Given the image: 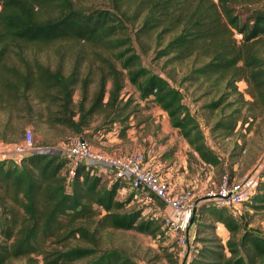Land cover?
I'll use <instances>...</instances> for the list:
<instances>
[{
  "label": "trees",
  "instance_id": "obj_1",
  "mask_svg": "<svg viewBox=\"0 0 264 264\" xmlns=\"http://www.w3.org/2000/svg\"><path fill=\"white\" fill-rule=\"evenodd\" d=\"M133 31L142 53L162 61L166 77L143 66ZM57 44L89 47L66 58L58 49L53 67L40 53ZM263 49L264 0H0V115L6 116L0 139L8 141L10 130L16 132L13 123L19 117L37 130L42 123L46 130L62 131L60 143L70 136L89 142L116 124L123 138L139 107L133 98L122 97L129 82L140 100L152 99L167 113L190 156L224 175L222 156L208 144L179 89L191 91L196 103L211 97L199 111L217 114L213 124L207 122L211 137L228 142L240 125L243 130L253 116L264 117ZM185 61L191 68L177 80L168 66ZM240 82L248 85L249 100ZM195 84L202 91L197 96L191 90ZM38 146L19 162L0 160V264L32 256H42L44 264H137L118 249L100 253L99 232L165 235L159 219L144 215L145 208H129L134 193L118 198L123 182L80 166L68 187L66 159L47 151L46 140ZM210 205L195 212L193 245L199 247L183 263L264 264V235L244 228L238 212ZM244 205L264 210V166ZM218 224L229 232L225 243ZM71 239L76 245L66 244ZM51 244L61 248L50 249Z\"/></svg>",
  "mask_w": 264,
  "mask_h": 264
},
{
  "label": "rangeland",
  "instance_id": "obj_2",
  "mask_svg": "<svg viewBox=\"0 0 264 264\" xmlns=\"http://www.w3.org/2000/svg\"><path fill=\"white\" fill-rule=\"evenodd\" d=\"M92 3H97L98 0H85ZM135 31H133V39L135 40V47L142 57L143 66L150 69L153 73L160 74L166 77V73L161 71L162 61H153L154 54L152 52L148 54H143L138 46V42L135 39ZM145 41H148L144 37ZM89 46L86 44H57L52 47L43 48V52L40 53L41 60L44 63L50 62L54 67L59 61L56 51L61 49V53L66 57L70 54L75 53L76 50L87 49ZM264 51V49H263ZM69 60V59H68ZM71 60V59H70ZM70 60L67 65H70ZM191 68V61H185L182 65H169L167 70H171L175 78L179 80L183 75H186ZM175 87L178 86L177 83L174 84ZM196 84L192 87V91H196ZM239 90L247 94L248 85L245 82H240L238 84ZM184 97V103L188 105L193 114L198 119L202 126V130L206 136L207 142L211 145L217 153H219L223 158V166L226 168L230 177L240 178L242 176H249L254 174L255 171L261 168L264 162V117L255 115L250 119L251 125L244 126L243 130L241 125L239 126L240 131L238 134L231 138L228 142H218L212 139L210 134L209 124H213L217 119V114H210L208 111H199V107L202 104L210 101L211 97L203 98L200 102L196 103L192 96V92L185 91L184 89H179ZM199 95L202 91H196ZM248 95V94H247ZM122 97L124 100L128 98H133L135 102L139 105L137 112L129 119L131 128L127 130L123 138L119 136L121 126L116 124L115 128L108 133H99L89 140V144L96 150L106 153L108 150L113 153H135L139 152L146 156L156 155L155 161H160L163 166H168L171 161L178 162L182 160L186 162V167L188 170L189 181H196L197 190L200 191V195H206L211 191H217L219 188L223 172L219 168H213L197 160V155L194 157L190 156L189 153L191 149L187 141L181 136L179 130L173 128L170 123V119L166 112H164L152 99L150 100H140L139 93L132 87L129 82H126L125 89L123 90ZM248 100L249 95L247 96ZM196 98V97H195ZM78 99V96L75 97ZM34 106L37 109L46 111L45 105L39 102H34ZM248 113L247 108H243V115ZM6 122V116L0 115V132L2 123ZM99 122V121H98ZM97 122V123H98ZM14 125L16 126V132L14 133L12 129L8 133V141H4L6 147L13 142H22L23 135L28 131L32 132L34 148H38L41 141L46 140L51 145V148H55L65 137V134L60 130H50L45 129L46 126L41 123L40 129L37 130L33 122H28L27 117H19L14 120ZM12 125V124H11ZM116 133L117 139L121 142L110 143L107 135L109 133ZM2 139H0V143ZM241 147L237 149L235 145ZM184 145L188 148L184 150ZM5 145H0V150L4 149ZM106 151V152H105ZM109 154V153H106ZM179 158H176V155ZM235 154L234 157H230ZM113 155V154H111ZM263 168V167H262ZM65 169V168H64ZM183 169V168H182ZM189 189V188H188ZM192 191V189H189ZM193 192V191H192ZM135 195L133 202L130 204V209H142L145 208L144 215L154 217L159 219L161 223V216L159 214V207H164L162 204H147L141 202L140 198L142 195L129 190L127 187L124 191H121L118 195L119 199H125L130 194ZM138 197V198H136ZM207 197V195H206ZM206 197H201L198 202L200 206H211L207 202ZM236 212L239 213L240 223L244 228L250 229L254 232L264 235V210H252L249 207L242 205L239 206ZM193 225L189 229V234L192 233ZM218 237L222 239L225 243L229 238V232L226 228H220L217 226ZM100 243L99 249L100 253L108 251L110 249H118L130 255L137 264H184L183 257L180 256V249L176 241L169 236L167 233L153 236L148 234L138 233L136 231H115L110 228L99 232ZM76 240H69L66 244L76 245ZM61 248L57 244H51L48 248ZM193 249H196L193 245ZM195 256V252L191 254V259ZM9 264H44L42 256H32L31 259H22L19 261H13Z\"/></svg>",
  "mask_w": 264,
  "mask_h": 264
},
{
  "label": "built area",
  "instance_id": "obj_3",
  "mask_svg": "<svg viewBox=\"0 0 264 264\" xmlns=\"http://www.w3.org/2000/svg\"><path fill=\"white\" fill-rule=\"evenodd\" d=\"M237 37L240 38L241 35ZM33 142L32 132L28 131L22 142L9 145L8 151L11 156H14L13 160L19 162L23 157L38 152ZM46 150L66 159L64 175L68 187L74 183L77 169L84 166L93 174H103L111 181L120 180L125 184L121 191L127 187L142 195L141 202L162 203L164 208H169L172 212V215L160 213L163 231L176 241L181 257L188 258L194 252L193 241L189 239L188 233L177 217L194 212L200 203L193 202V192L189 189L177 192L170 181L164 179L146 163L144 154L139 152L126 155L106 154L94 149L89 142L79 136H70L55 148ZM263 166L252 175L233 179L226 170L219 188L217 191L209 192L206 201L218 209H228L237 213L238 207L249 202L255 192L261 180ZM158 210L161 211L160 207Z\"/></svg>",
  "mask_w": 264,
  "mask_h": 264
},
{
  "label": "crops",
  "instance_id": "obj_4",
  "mask_svg": "<svg viewBox=\"0 0 264 264\" xmlns=\"http://www.w3.org/2000/svg\"><path fill=\"white\" fill-rule=\"evenodd\" d=\"M107 137L109 138V142L110 143H118L121 142L117 139V134L114 132L109 133L107 135ZM0 145H5L4 149L0 150V160H6V161H12L14 159V156H11L9 154V149L6 147V144H4L3 142L0 143ZM91 145V144H90ZM92 146V145H91ZM188 148L187 145H184V150H186ZM106 152V151H105ZM111 151H107L106 153L109 154H113V155H117V152H113L110 153ZM127 153H120V155H126ZM129 154V153H128ZM146 157V156H145ZM180 156L177 154L176 158H179ZM156 155H148L147 159H146V163L155 171H157L159 173V175H161L164 179L170 181V183L173 185V187L175 188V190L178 191H183L185 189H192L193 191V202H198L199 199L201 197H206V195H202L199 196L200 191L197 190V185L195 184L196 181L192 180L189 181L187 175H188V170L186 167V162L184 163V161L182 160L181 162H178V160L176 159L175 161H171L168 166H163V164L160 161H155ZM183 168V169H182ZM199 207V206H198ZM160 213H165L167 215H172V212L169 208H164V207H160ZM161 216V214H160ZM193 216V211L191 213H184L183 215L177 217V219L180 221L181 225L184 227L185 231L188 233L189 239L191 241L194 240V235L192 236L191 234H189V229H190V220ZM219 229L225 228L223 225L218 224ZM195 231V224H193V230L192 233H194ZM195 248L199 247L198 245H194Z\"/></svg>",
  "mask_w": 264,
  "mask_h": 264
},
{
  "label": "water",
  "instance_id": "obj_5",
  "mask_svg": "<svg viewBox=\"0 0 264 264\" xmlns=\"http://www.w3.org/2000/svg\"><path fill=\"white\" fill-rule=\"evenodd\" d=\"M197 209H194V212H193V216L190 220V226H192L194 224V215H195V212H196Z\"/></svg>",
  "mask_w": 264,
  "mask_h": 264
}]
</instances>
